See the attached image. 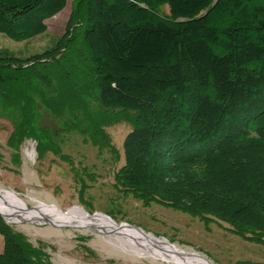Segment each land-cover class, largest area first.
<instances>
[{
    "label": "trees",
    "instance_id": "1",
    "mask_svg": "<svg viewBox=\"0 0 264 264\" xmlns=\"http://www.w3.org/2000/svg\"><path fill=\"white\" fill-rule=\"evenodd\" d=\"M66 4L0 0V34L16 43L39 37ZM72 21L40 54L0 50V117L14 124V164L26 138L39 159L51 153L71 164L58 133L36 126L34 97L39 89L51 111H73L67 53L78 40L89 62L79 95L94 89L97 112L67 131L103 147L114 112L132 113L116 185L144 206L211 216L264 246V0H77ZM0 264L49 262L0 217Z\"/></svg>",
    "mask_w": 264,
    "mask_h": 264
},
{
    "label": "rangeland",
    "instance_id": "2",
    "mask_svg": "<svg viewBox=\"0 0 264 264\" xmlns=\"http://www.w3.org/2000/svg\"><path fill=\"white\" fill-rule=\"evenodd\" d=\"M76 2L67 0L66 8L46 22V33L30 41L16 43L0 34V50L25 59L51 48L57 39L72 30ZM161 13L167 15L168 8H161ZM67 57L76 69L68 89L75 98L73 111L69 107L61 113L51 111L44 105L39 89L34 98L36 126L51 136L58 133L53 139L71 164L51 153L39 159L37 142L26 138L18 151L20 163L15 165L14 152L8 146L14 124L9 117H0V189L14 193L28 209L40 202L63 212L78 207L90 216L102 214L119 226L138 228L145 235L164 239L171 247L195 253L211 264H264V246L233 234L227 223L211 216L206 222L201 217L154 202L144 206L116 185L115 176L124 164L123 142L132 129L133 114L114 112L117 120L102 127L108 138V144L103 147L78 130L67 131L69 124H86L89 115L97 112L94 89L90 88L82 97L79 95L80 77H86L89 62L78 40ZM60 84L65 89L63 79ZM4 221L8 222L5 218ZM26 222L8 225L22 234L33 248L40 249L49 264H167L116 250L107 243L110 238L107 234L84 232L74 226L54 228L45 222Z\"/></svg>",
    "mask_w": 264,
    "mask_h": 264
},
{
    "label": "bare ground",
    "instance_id": "3",
    "mask_svg": "<svg viewBox=\"0 0 264 264\" xmlns=\"http://www.w3.org/2000/svg\"><path fill=\"white\" fill-rule=\"evenodd\" d=\"M0 215L12 224L26 221V223L49 222L74 226L84 232L97 230L109 235L110 238L106 241L111 247L137 258H154L167 264H211L195 253L188 254L180 248L171 247L164 239H156L150 234L145 235L123 224L119 226L102 214L90 216L78 207L63 212L56 206H48L40 202H37L32 209H28L14 193L2 189H0Z\"/></svg>",
    "mask_w": 264,
    "mask_h": 264
},
{
    "label": "water",
    "instance_id": "4",
    "mask_svg": "<svg viewBox=\"0 0 264 264\" xmlns=\"http://www.w3.org/2000/svg\"><path fill=\"white\" fill-rule=\"evenodd\" d=\"M0 217L4 220V217L2 216V215H0ZM7 224H8V222H6ZM47 225H49V226H51V227H54V228H63L64 226H60V225H56V224H53V223H49V222H45ZM126 226L127 227H129V228H132V229H135V230H138V231H140V232H142L143 233V231H141L140 229H138V228H134V227H131V226H129V225H127L126 224ZM89 232H91V233H95V234H98V235H103L104 233H100L99 231H97V230H88Z\"/></svg>",
    "mask_w": 264,
    "mask_h": 264
}]
</instances>
